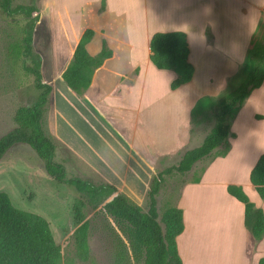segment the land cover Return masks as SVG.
<instances>
[{"label":"crops","instance_id":"crops-1","mask_svg":"<svg viewBox=\"0 0 264 264\" xmlns=\"http://www.w3.org/2000/svg\"><path fill=\"white\" fill-rule=\"evenodd\" d=\"M60 1L51 0L52 15L73 52L88 28L94 30L86 45L90 55L105 45L112 51L86 89L96 95V100L85 98L92 114L88 138L64 140L102 180L128 195L127 180H150L159 157L203 142L207 134L187 147L195 104L228 88L245 65L252 40L264 34V0H190L189 5L188 0H106L104 9L102 0ZM175 30L187 33L195 71L189 82L172 89L177 73L152 62L150 42L155 32ZM155 100L153 110L149 103ZM155 115L162 121L154 126ZM231 132L229 151L196 162L190 171L201 163L198 181L185 182L176 203L185 225L176 237L182 264H260L264 258V237L254 238L245 225V204L227 191L231 183L241 185L264 209L250 179L264 153V82L237 113Z\"/></svg>","mask_w":264,"mask_h":264},{"label":"trees","instance_id":"trees-1","mask_svg":"<svg viewBox=\"0 0 264 264\" xmlns=\"http://www.w3.org/2000/svg\"><path fill=\"white\" fill-rule=\"evenodd\" d=\"M106 0H102V8ZM1 13L27 21L21 38L11 44L12 56L22 58V67L35 79L39 91L31 105L21 106L15 113L16 126L0 137V159L14 145H29L43 160L46 171L58 182L75 188L79 193L75 209L77 227L74 231L76 256L82 261L97 264L92 255L91 230L100 223L111 246L112 264H182L176 237L184 231L183 209L173 205L161 215L158 194L165 175L186 173L196 162L213 153L225 155L230 149L231 122L235 119L254 89L264 82V41L254 39L249 47L239 85L229 86L220 100L211 96L200 98L193 111L197 113L211 106L216 122L203 142L182 154L179 162L154 173L147 191L148 207L145 209L127 193L111 182L95 183L79 176H67L65 165L56 159L57 143L44 128V114L50 102L53 85L44 80L42 59L34 50V40L39 9L34 5H14L13 0H0ZM94 36L88 28L75 44L73 59L62 73L69 88L83 92L93 82L95 70L112 51L105 45L96 56L90 55L87 43ZM152 62L160 69H172L177 77L171 82L176 89L189 82L195 71L189 61L187 33L180 30L158 31L150 42ZM28 60L30 63H26ZM16 63V60L13 61ZM250 179L259 195L264 198V153L251 170ZM198 181V180H197ZM227 191L245 204V225L256 240L264 237V209L252 202L243 187L229 184ZM95 211L93 221L82 211ZM100 219L99 223L95 220ZM100 228V229H101ZM0 264H62V248L57 243L49 221L42 215L15 206L10 195L0 190ZM264 264V258L260 260Z\"/></svg>","mask_w":264,"mask_h":264},{"label":"rangeland","instance_id":"rangeland-1","mask_svg":"<svg viewBox=\"0 0 264 264\" xmlns=\"http://www.w3.org/2000/svg\"><path fill=\"white\" fill-rule=\"evenodd\" d=\"M208 2L209 0L207 4ZM185 3L189 5L190 0ZM13 4H34L39 9L34 50L42 59L44 80L57 85L56 90L53 89L44 114V128L57 143L56 159L65 165L68 177L79 176L91 179L95 183L109 182L102 180L94 167L64 140V138L70 139L73 142L76 139L84 141L88 138L92 114L89 112V103L86 99L96 100V95L95 92L87 90L77 92L69 88L61 78L62 72L73 59V47L66 40L65 30L52 15L51 0H13ZM26 21L24 16L16 18L5 16L0 9V137L16 126L14 117L17 109L33 104L39 94L34 76L27 74L22 67L23 59L12 56L11 44L14 40L21 38ZM206 33L209 34V29ZM254 39L263 42V32ZM14 60L16 63L13 62ZM26 63L30 62L26 60ZM242 79V74H239L229 83L239 85ZM61 83H64V88H58ZM226 90L214 99L220 100ZM54 91L57 93L54 94ZM149 99L146 97L145 101ZM154 103L157 104L158 101L149 103V107L153 110L156 108ZM144 107H147V104ZM192 114L194 133L187 147L196 145L216 122L213 106L197 113L193 111ZM158 118L160 119L157 120L155 115L151 124L154 126L159 124L162 120L161 117ZM184 151L181 150L173 156L159 157L151 178L155 172L158 173L177 164ZM200 166L199 162L190 172H173L165 175V182L157 196L160 218L168 207L176 205L184 183L198 179L201 172ZM151 178L150 180H127L129 196L145 209L148 207L147 191ZM144 183H146V189H144ZM0 190L6 191L18 208L36 212L49 221L55 239L62 248V264H92L90 261L80 260L75 253L74 231L77 227L75 205L79 198L78 191L51 176L46 171L43 160L29 145L16 144L0 159ZM82 213L85 214L86 219L93 221L95 211L85 208ZM99 220L95 222L99 223ZM100 228L99 223L91 230L92 255L97 264H112L111 246ZM251 250L253 253L256 252L254 247Z\"/></svg>","mask_w":264,"mask_h":264}]
</instances>
